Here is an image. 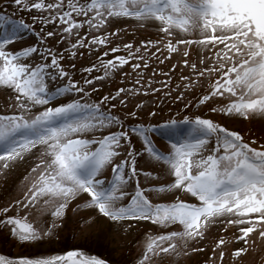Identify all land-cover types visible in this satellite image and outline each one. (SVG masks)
Returning <instances> with one entry per match:
<instances>
[{
  "label": "snow or ice",
  "instance_id": "obj_1",
  "mask_svg": "<svg viewBox=\"0 0 264 264\" xmlns=\"http://www.w3.org/2000/svg\"><path fill=\"white\" fill-rule=\"evenodd\" d=\"M7 3L35 15L26 23L0 10V89L10 93L0 110V176L32 158L0 205L6 234L40 249L79 201L74 210H88L89 221L157 226L133 264L165 256L178 264L205 249L201 264L226 255L264 264V139L225 123L264 121V0ZM125 21L153 24L158 38H127ZM25 32L34 41L23 42ZM117 77L122 86H113ZM167 101L187 114L160 116ZM213 226L219 234L209 238ZM0 264L109 262L71 247L0 254Z\"/></svg>",
  "mask_w": 264,
  "mask_h": 264
},
{
  "label": "rangeland",
  "instance_id": "obj_2",
  "mask_svg": "<svg viewBox=\"0 0 264 264\" xmlns=\"http://www.w3.org/2000/svg\"><path fill=\"white\" fill-rule=\"evenodd\" d=\"M0 10H10L17 15L16 18L24 19L26 23H30V17L32 15H35L34 12H26L13 8L10 4L7 3V0H0ZM125 22L128 23L130 27V31L125 34L129 39L158 38L157 29L153 24H146L144 27H138L135 26L134 22L132 21ZM117 26L123 28V23H120ZM29 40L34 41V37L30 33L25 32L23 36V42H28ZM49 43H52V41H49ZM17 46V44L12 45L13 48ZM68 59L71 60L73 58L69 57ZM88 59H90V57L87 56V53H85V57L83 60L79 57L75 59L77 73L79 72L80 67H82ZM124 71H128V69L125 68ZM147 71L149 72V74H151L152 69L149 68ZM134 78L135 77L133 76V79ZM155 78L162 79L163 77L159 74H156ZM175 79L176 76L173 75V80ZM104 83L105 90H108L109 85L107 81H105ZM113 86H122L118 77L113 81ZM9 96V92L0 89V110L4 109L6 102L9 101ZM145 99L148 100L149 105L152 104L151 99ZM169 109H171V111H169ZM148 110L151 109H146L145 112L141 113V116H145L146 111ZM198 111L211 115V113H208L207 108H201ZM157 112L160 116L165 118H169L172 113L181 115V111L173 106L170 101H167L165 102V104L157 107ZM153 122H158V120ZM225 123L227 126L235 130H239L245 139H250L253 135L257 138L258 142L264 139V121H262L260 118H252L248 120L232 119L225 121ZM158 142L160 143V145L161 143H163L161 141ZM31 163L32 158L28 157L23 162H17L12 168L7 171L6 175L0 176V205H3L10 195L15 194L17 182L20 180V177L23 175V173ZM148 167L150 166H146V169ZM161 179L164 178L162 177ZM140 180L143 186V178L141 177ZM166 198L171 199L172 197L169 196ZM77 203H79V201H75L70 205V207L67 209L66 217L58 221L59 226L56 228L54 234L52 235L51 241L49 242L48 240H46L40 249L29 245H21L20 243L13 240L10 235L6 234L4 227L0 225V254L14 256L19 254H37L41 251L59 252L67 250L71 246L80 248L86 246L85 248L87 250L84 248L82 249L93 252V250H97V248L94 249L96 246H102L104 247L103 256L111 259V261L113 260L114 264H133L134 257L140 250V244L144 241L145 233L149 231H158L157 226L151 225L150 223H141L138 225H134L129 230L126 229L122 224H110L105 219L89 221L87 219V217L90 215L88 210H74ZM44 219H49V217L45 216ZM232 231H234V229ZM218 234V229L216 227H210L208 232L209 238ZM66 238H68V240ZM257 244H259V242H257ZM238 246H240L239 242H234L231 245V247ZM87 247L91 248L88 249ZM260 247L264 249V245H260ZM208 251L209 249H205V251L203 252H198L189 257L182 258V260L179 261L178 264H201L203 259L208 255ZM172 260V256H165L161 261V264H171ZM224 264H230V260L227 255L224 258Z\"/></svg>",
  "mask_w": 264,
  "mask_h": 264
},
{
  "label": "trees",
  "instance_id": "obj_3",
  "mask_svg": "<svg viewBox=\"0 0 264 264\" xmlns=\"http://www.w3.org/2000/svg\"><path fill=\"white\" fill-rule=\"evenodd\" d=\"M67 240H68V238H66ZM66 242V241H65ZM86 247V246H85ZM88 248V247H87ZM89 248H91V247H89ZM88 248V249H89ZM97 248V250H93V252H95L96 254H98V255H100V256H103V249H104V247H102V246H96L94 249H96Z\"/></svg>",
  "mask_w": 264,
  "mask_h": 264
}]
</instances>
